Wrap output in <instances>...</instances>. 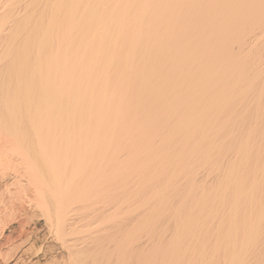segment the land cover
<instances>
[{"label":"bare ground","instance_id":"bare-ground-1","mask_svg":"<svg viewBox=\"0 0 264 264\" xmlns=\"http://www.w3.org/2000/svg\"><path fill=\"white\" fill-rule=\"evenodd\" d=\"M30 258L264 264V0H0V262Z\"/></svg>","mask_w":264,"mask_h":264},{"label":"rangeland","instance_id":"rangeland-1","mask_svg":"<svg viewBox=\"0 0 264 264\" xmlns=\"http://www.w3.org/2000/svg\"><path fill=\"white\" fill-rule=\"evenodd\" d=\"M13 188V187H12ZM27 188V189H26ZM25 188V190L23 191L22 190V193H21V203L23 202V205L25 206V207H27V208H25L26 210H24V214L26 213L25 211H27V214L26 215H28L27 217L24 215V220L23 219H21V221H22V223L24 224V223H26V230H28L29 232H31L32 233V236H34V237H37V238H40V237H43V234H42V232H41V230H40V227H39V225H38V222H37V217H35V215L33 214L34 213V209L36 208V206H35V204H34V202H32V199L34 198L33 197V190H32V188L30 187L29 188V186H27ZM13 190H15V188L13 189ZM16 192H17V190H16ZM20 193L18 192V194L20 195ZM17 194V195H18ZM20 197H19V204H20ZM33 197V198H32ZM29 201H30V203H29ZM25 203V204H24ZM19 204H16V205H18L19 206ZM31 205V206H30ZM20 206H21V204H20ZM19 206V207H20ZM33 214V215H32ZM25 217H26V222H25ZM27 218H28V220H27ZM19 220V219H18ZM18 220H16V221H14V222H10L9 223V226L8 227H6L5 228V230H4V232H3V234H4V237H3V239L1 240V242H2V244H3V248H4V250L6 251H8V252H11L12 254H14L13 256H18V253H20V249L21 248H19V241H20V236H19V234H20V232H19V230H18V227H17V225H18ZM24 221V222H23ZM25 225V224H24ZM25 227V226H24ZM12 228H14V230L12 229ZM17 228V229H16ZM13 231V232H12ZM10 235V236H9ZM7 236L8 237H11V239H9V240H7L6 241V238H7ZM44 238V237H43ZM12 240V241H11ZM10 241V242H9ZM6 242H8V243H6ZM18 243V244H17ZM46 243V245L48 246L49 244H50V242L49 241H47V242H45ZM6 245V246H5ZM18 250H17V249ZM15 257V258H16ZM31 259H33V258H30V259H28V260H26L25 262H24V264H31L30 263V261H32ZM0 264H2V262H0Z\"/></svg>","mask_w":264,"mask_h":264}]
</instances>
